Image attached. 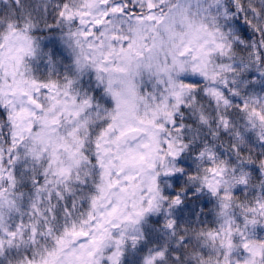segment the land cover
<instances>
[{
  "label": "snow or ice",
  "instance_id": "snow-or-ice-1",
  "mask_svg": "<svg viewBox=\"0 0 264 264\" xmlns=\"http://www.w3.org/2000/svg\"><path fill=\"white\" fill-rule=\"evenodd\" d=\"M0 264H264V0H0Z\"/></svg>",
  "mask_w": 264,
  "mask_h": 264
},
{
  "label": "trees",
  "instance_id": "trees-1",
  "mask_svg": "<svg viewBox=\"0 0 264 264\" xmlns=\"http://www.w3.org/2000/svg\"><path fill=\"white\" fill-rule=\"evenodd\" d=\"M40 37H42V43L45 45V50L49 52H55L58 57H61L62 49L59 44L56 42V37L49 31L41 30L37 33ZM41 71H46V66L43 64L40 66ZM186 215V214H185ZM153 221H157V218H153Z\"/></svg>",
  "mask_w": 264,
  "mask_h": 264
},
{
  "label": "rangeland",
  "instance_id": "rangeland-1",
  "mask_svg": "<svg viewBox=\"0 0 264 264\" xmlns=\"http://www.w3.org/2000/svg\"><path fill=\"white\" fill-rule=\"evenodd\" d=\"M61 57H58V59H60ZM43 66H45V65H43Z\"/></svg>",
  "mask_w": 264,
  "mask_h": 264
}]
</instances>
